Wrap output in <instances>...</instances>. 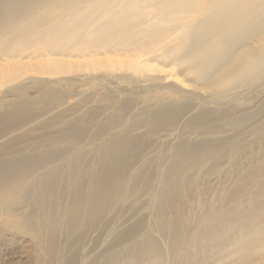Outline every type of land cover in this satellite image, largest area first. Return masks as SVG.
I'll return each instance as SVG.
<instances>
[{
    "label": "rangeland",
    "instance_id": "obj_1",
    "mask_svg": "<svg viewBox=\"0 0 264 264\" xmlns=\"http://www.w3.org/2000/svg\"><path fill=\"white\" fill-rule=\"evenodd\" d=\"M74 54L56 56L137 58L130 50ZM152 64L165 71L75 67L0 86V153L61 154L38 172L25 198L12 200L6 211L0 206V264L214 263L198 245L173 249L164 225L178 216L187 236L197 239L211 213L229 209L234 189L253 191L264 183V73L218 93L178 67L171 77L162 59ZM120 139L124 149L107 156ZM174 168L182 173L185 197L161 212ZM48 170L62 172L56 194L44 186L41 174ZM105 179L109 187L98 195ZM253 203L251 197L238 201Z\"/></svg>",
    "mask_w": 264,
    "mask_h": 264
},
{
    "label": "bare ground",
    "instance_id": "obj_2",
    "mask_svg": "<svg viewBox=\"0 0 264 264\" xmlns=\"http://www.w3.org/2000/svg\"><path fill=\"white\" fill-rule=\"evenodd\" d=\"M87 50L97 54L130 50L137 58L71 61L56 56ZM158 59L169 66L166 73L171 77L177 76L178 67L218 93L252 84L264 73V0H0V86L22 84L36 78V72L43 78L75 67L128 65L165 71L152 64ZM113 144L107 156L124 149L121 139ZM221 155L220 151L214 157ZM60 157L49 150L39 155L18 151L10 157L0 153V206L6 211L12 200L25 198L37 183L38 172ZM186 165L188 169L190 164ZM50 172L41 175L44 186L56 194L62 172ZM168 178L161 212L165 203L171 207L185 197L181 171L172 169ZM108 184V179L101 183L98 195ZM10 191L12 196L7 195ZM244 197L254 203L239 205ZM85 200L80 195V203ZM90 200L94 206L100 203L98 197ZM228 201L229 209L211 213L197 239L187 236L178 216L171 227L165 224L163 231L171 237L173 249L185 244L191 251L198 245L204 256L215 260L213 264H264V183L253 191L237 187ZM135 252L141 256L144 250L138 247ZM155 255L164 253L158 250Z\"/></svg>",
    "mask_w": 264,
    "mask_h": 264
}]
</instances>
